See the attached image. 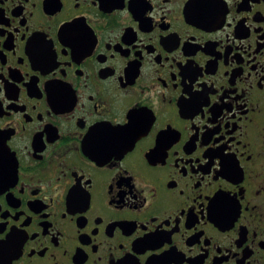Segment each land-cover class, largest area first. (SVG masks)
<instances>
[{
  "label": "flooded vegetation",
  "instance_id": "1",
  "mask_svg": "<svg viewBox=\"0 0 264 264\" xmlns=\"http://www.w3.org/2000/svg\"><path fill=\"white\" fill-rule=\"evenodd\" d=\"M0 264H264V0H0Z\"/></svg>",
  "mask_w": 264,
  "mask_h": 264
}]
</instances>
